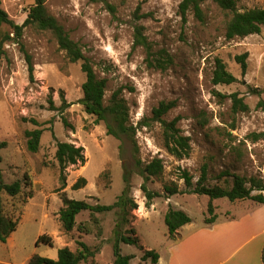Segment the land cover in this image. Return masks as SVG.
Here are the masks:
<instances>
[{
  "label": "rangeland",
  "instance_id": "obj_1",
  "mask_svg": "<svg viewBox=\"0 0 264 264\" xmlns=\"http://www.w3.org/2000/svg\"><path fill=\"white\" fill-rule=\"evenodd\" d=\"M181 1L109 0L115 13L104 3L89 0H47L46 6L71 38L81 44L98 76L107 79L106 101L115 90L123 88L131 121L138 127L136 139L141 159L150 163L160 158L164 164L161 176L148 181L151 189L164 192L166 184L177 183L185 190L183 171H188L196 182L204 166L212 184L231 185L233 179L222 176L227 172L264 179V140L253 142L250 138L252 133L264 131V28L261 34L228 40L227 12L208 2L204 5V21L193 13L184 21L179 12ZM34 4L35 0H2V8L20 25ZM238 7L242 11L264 7V0H238ZM136 25L145 27L155 49L165 48L173 56L169 69L149 68L145 49L133 48ZM3 29L14 36L9 25ZM5 50L0 63V143L7 142V146L0 150L1 167L5 182H22L24 194L19 202L31 190L34 195L17 212L21 215L17 230L6 242L0 241V264H29L35 254L57 259L59 249L69 246L77 250L78 241L98 251L93 263L90 259L88 264H114L115 229L125 217L129 222L124 230L134 227L141 244L162 256V264H178L185 249L190 254L186 263L198 260L209 252V248L199 245L211 243L213 247L217 241L219 254L207 264H234L259 241L251 238L264 229V205L253 200H214L218 218L213 224L205 223L209 216L207 195L178 193L170 198L157 197L150 208L145 206V177L136 164L134 143L125 136L109 134L111 118L97 123L96 117L85 111L81 103L86 81L82 62H71L50 30L28 25L20 42L7 41ZM26 52L35 67L33 81ZM245 52H249L248 69L243 74L236 56ZM216 58L226 63L237 82L213 83ZM256 87L261 90L259 93L254 92ZM235 92L250 106L248 112L234 114L230 95ZM51 101L57 108L64 102L69 105L64 110H53ZM162 101L175 102L163 117L169 121L177 118L182 133L190 136L191 152L182 160L165 148L163 126L154 119V108ZM35 128L44 129L37 152L28 148L26 136L27 130ZM60 141L83 146L86 157L85 163L70 165L64 178L56 159ZM26 173L32 185H26ZM80 177H85L87 184L74 190L72 186ZM128 185L137 209L115 208L93 214L84 211L77 216L73 231L62 228L58 214L63 196L92 205H110ZM5 200L12 210L11 197L5 195ZM170 206L185 210L192 218L180 228L177 240L170 238L165 223ZM230 215L235 216L236 230L241 235L224 247L222 243L232 233L226 227ZM249 219L263 227L244 228L237 224ZM45 234L52 237V246L37 245ZM258 237L264 241V234ZM120 246L123 254L133 257L134 264H152L142 260L143 251L138 246L123 242Z\"/></svg>",
  "mask_w": 264,
  "mask_h": 264
},
{
  "label": "trees",
  "instance_id": "obj_2",
  "mask_svg": "<svg viewBox=\"0 0 264 264\" xmlns=\"http://www.w3.org/2000/svg\"><path fill=\"white\" fill-rule=\"evenodd\" d=\"M47 0H35L28 11L27 18L23 24H17L10 18L5 9L2 8V0H0V63L3 55L6 53L5 44L7 41L16 40L20 42L23 37L24 28L28 25L35 26L42 30H50L56 37L59 48L64 50L67 58L71 62H82V70L86 74V81L83 83V104L85 111L96 117V122L107 121L112 119L113 125L109 126V134L117 138L125 136L129 138L135 146L136 164L142 168L145 180L142 184V190L145 194V206L150 208L153 201L157 197L170 198L178 193H193L200 195H207L209 197L207 212L209 216L205 218L206 224H213L218 218L216 213V206L214 200L219 198H228L229 200L243 201L253 200L256 203L264 204V179L256 176L245 177L239 174L224 173L222 176H228L233 179L231 185H222L220 183L212 184L208 178V169L203 167L200 178L194 182L193 176L186 170L183 171L181 178L185 180L186 189L182 190L177 183L166 184L164 192H159L151 189L148 186V181L152 177H159L163 173L164 164L162 159L154 158L150 163H144L140 157V149L137 144V129L130 117V107L127 100L123 96V88L120 87L115 90L110 99L106 101L107 79L101 78L96 73L90 59L87 58L83 52L82 46L79 42L71 38L64 25L51 14L46 6ZM94 3H104L113 13L116 8L109 0H89ZM208 2L216 3L223 11L227 12L226 32L225 37L232 40L236 37L244 38L252 34H261L264 28V7H255L247 10H240L238 7V0H182L179 5V12L184 21L187 20L188 15L193 13L194 16L204 21L206 12L204 5ZM9 25L14 32L11 37V32L4 31L3 26ZM143 47L146 51V63L149 68L166 71L169 69L173 62V56L165 49H155L154 44L149 40L145 33L143 25L135 26L133 48ZM249 52L237 55L236 60L241 64L243 74H246L248 69L247 58ZM26 60L29 67L30 79H34V64L31 55L26 52ZM214 84H233L238 81V78L228 70L226 63L221 58H216V65L213 72ZM261 90L256 87L254 92L259 93ZM222 96V95H221ZM225 97V95H223ZM233 100V112H248L250 106L245 102L244 97H241L238 92L230 95ZM69 104L64 102L63 106L57 108L53 101H51L50 108L53 110H64ZM175 106V102L162 101L160 105L154 108V119L159 121L164 129V146L170 154L182 160L187 158L191 152V139L190 136L182 133L178 127V119L166 120L163 116ZM66 125L67 120H64ZM38 125L36 120H33ZM44 129L35 128L26 131L28 138V148L37 152L40 148L41 138ZM253 142L264 140V131L254 132L250 135ZM7 146V142L0 143V150ZM56 159L64 178V172L70 165L83 164L86 161L85 148L77 146L71 142H58ZM3 157L0 154V241L6 242L7 239L17 230L21 215L18 216L17 212L20 206L24 205L28 198L33 197V191H29L27 197L22 201H18L24 194V186L20 180L12 183H7L4 180L1 163ZM26 185H32L28 174L25 175ZM30 180V181H29ZM228 180V179H227ZM87 184L85 177H80L72 186L74 190L81 189ZM65 189V186L61 190ZM258 191V193H254ZM5 195H8L13 200V209L9 210ZM18 206V207H17ZM133 211L138 208V203L129 196V185L126 186L123 193L116 202L110 205H92L85 200L70 199L63 196V207L60 209L58 217L62 228L71 232L77 224V216L84 212L90 211L91 214L95 212H108L115 208H127ZM97 221V219H95ZM124 221H118L115 229V244H114V264H134L131 255L123 254L120 244H133L138 246L142 251V260L149 261L152 264H159L160 254L156 250L146 249L142 244L140 238L137 236V231L134 227H130L126 231L124 226L129 220L125 217ZM192 222L190 215L183 209H176L170 206L165 213V223L169 229V236L173 240L178 239L179 230L184 225ZM45 243L53 245L51 236L45 234L41 235L38 239L37 245ZM79 248L72 250L69 246H64L59 249L58 258L51 259L48 257L35 254L29 261V264H88L89 260L94 258L97 254V249H92L87 243L78 241ZM262 262L264 264V248L262 250Z\"/></svg>",
  "mask_w": 264,
  "mask_h": 264
},
{
  "label": "crops",
  "instance_id": "obj_3",
  "mask_svg": "<svg viewBox=\"0 0 264 264\" xmlns=\"http://www.w3.org/2000/svg\"><path fill=\"white\" fill-rule=\"evenodd\" d=\"M254 203H256V202H254ZM257 204H259V203H257ZM262 205H264V204H262ZM229 217H230L231 220L229 219L230 221L226 225V227L231 229L232 233L228 234V236L226 237L227 241L222 243L224 247L228 246L229 244H232L235 241L236 236L241 235V231L240 230H236L237 229V225L235 224L236 223L235 221H237V220L235 219V216L230 215ZM237 224L243 226L244 228H249L252 225H256V227H260V228L263 227L261 225V223L258 224L256 220H252V219H249L247 221H241V222H239ZM261 234H264V229H262L259 232V234H254L252 236L251 239L257 237V239H259V241L257 243H255L254 246L248 252L244 253L238 259V261L235 262L234 264H263V262H262V250H263V247H264V241H261L260 237H258V235H261ZM218 243L219 242L217 241L215 243V246H213V247H212L211 243H209L210 246L206 245V243L200 244L199 245L200 248H202V249L209 248V252H207V254L205 256L201 255V257L198 258V260L197 259L190 260L189 263H186L188 261L189 255H190L189 251H187V249L183 250L181 255H179V260L180 261L178 262V264H183L182 261H185L186 264H201V263L207 264V263H209L212 260L211 259L212 256L215 257V256H217L219 254V246H217ZM213 244H214V242H213ZM159 264H162V256L161 255H160Z\"/></svg>",
  "mask_w": 264,
  "mask_h": 264
}]
</instances>
